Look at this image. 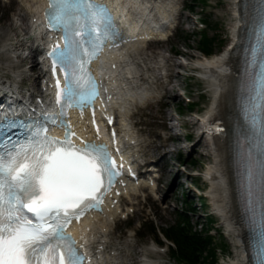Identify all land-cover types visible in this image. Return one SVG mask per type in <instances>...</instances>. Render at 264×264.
I'll use <instances>...</instances> for the list:
<instances>
[{"label": "snow or ice", "instance_id": "snow-or-ice-1", "mask_svg": "<svg viewBox=\"0 0 264 264\" xmlns=\"http://www.w3.org/2000/svg\"><path fill=\"white\" fill-rule=\"evenodd\" d=\"M253 44L241 109L247 128L241 153L245 203L254 244L264 264V0H254ZM47 26L62 32L48 55L53 70L64 73L57 85L61 114L70 107L83 111L99 95V82L90 65L108 41L123 42L112 10L102 0H49ZM0 120V128L11 127ZM52 123L54 116H48ZM47 135V122L19 124L11 137L0 132V264H86L90 257L66 229L92 208L120 173L107 143ZM97 133L99 128L97 127Z\"/></svg>", "mask_w": 264, "mask_h": 264}, {"label": "rangeland", "instance_id": "rangeland-1", "mask_svg": "<svg viewBox=\"0 0 264 264\" xmlns=\"http://www.w3.org/2000/svg\"><path fill=\"white\" fill-rule=\"evenodd\" d=\"M23 3L24 0H0V74L14 80L16 84L24 85L25 89L37 90V82L28 77L30 63L17 61L18 58L1 51L2 48L4 50L3 44L15 41V36L20 32L17 24L20 22V16L24 14ZM180 8L181 15L176 18L172 28L175 35L170 37L169 41L152 42L142 47L144 56L142 60H145L143 64L148 66L150 60V64L155 67L154 59L160 56L164 64L169 66L172 72L170 79L172 78L174 82L171 84L166 78L160 80L164 72L154 70L153 74L159 75L158 94L139 109L133 121L139 123L140 139L146 147V152L150 154L151 161L164 154L167 146L174 147L169 136L176 135L172 126L178 127V122L180 127L185 129H182L183 134L184 132L186 135L191 134L193 140L183 149L184 163H180L176 153H168L161 161L163 167H167V170L161 172L164 178L160 182L163 192L152 191L150 194L149 191H140L137 197L130 198L129 208L126 209L130 213L129 218L123 220L122 215L115 224L112 222L111 228L113 226L115 234L110 235V242L116 250L110 248V257L115 256L113 260L121 264H142L141 261L147 259L146 252L151 254L153 264H174L167 247H162L163 251L152 249L156 236L150 232V223L159 228L174 223L178 219V213L187 208L186 200L190 203H194L195 200L193 205L195 211L189 212L192 224L206 223L207 227L210 224L214 225L215 229L218 228L219 231H213L215 235L212 247L218 248L219 264L232 261L236 254L233 237L224 219L217 215L218 210L214 208L212 199H205L202 205H198L195 198L197 190L193 188L187 191L181 185L195 183L207 188L206 193L211 194L207 172L215 163L214 147L209 137L203 133L202 118L212 105L214 91L202 75L205 70L199 65L206 57L200 50L201 37L208 33L214 39L212 55L224 52L234 38L233 32L237 22L236 5L234 0H182ZM200 18L206 19L209 23V29L202 35L199 34L200 31H196L199 26L202 27L198 24ZM168 88H173L176 95L174 93L166 95L165 100L168 102H163L161 96L166 94ZM186 89L190 90L189 95L184 92ZM191 101L195 104L186 105ZM184 104L185 108H181ZM181 114L184 116L181 117ZM206 213L214 216L208 219ZM211 221L214 224H211ZM142 222L145 224L141 227ZM201 227L198 225L195 228L202 231ZM204 231L203 233H206ZM199 264L207 262L202 261Z\"/></svg>", "mask_w": 264, "mask_h": 264}, {"label": "bare ground", "instance_id": "bare-ground-1", "mask_svg": "<svg viewBox=\"0 0 264 264\" xmlns=\"http://www.w3.org/2000/svg\"><path fill=\"white\" fill-rule=\"evenodd\" d=\"M40 1L41 0H25L24 14L20 16V23L18 24L19 28H27L29 23V15L35 13ZM242 1L243 0H234L237 11V22L233 32L234 38L230 46L220 54L206 56L199 63L200 67L206 71L205 73L208 78V82L214 91L212 105L202 118V128L207 135H211L212 145L214 147L215 163L210 166L207 172L211 186L210 197L213 200L215 206L221 209V217L224 219L223 221L225 225L228 226L230 234L233 237V243L236 245L235 257L232 259V261L225 264H250L249 255L245 244L246 234L243 222V213L241 210L240 198L235 179L236 142L240 136L237 131L242 128L243 124L242 115L239 108V100L241 96L240 87L243 80V71L240 69L239 61L235 55V43L239 42L244 25L241 18V11L243 10ZM129 5H132L135 8L139 7L140 10H142L139 11L141 14L143 11L151 12L150 9L144 7V4H142L140 0H129ZM174 8L175 7L171 6L172 10ZM158 10L164 11L165 14H169L170 12V8L165 5L160 6ZM31 18L33 24V22H35V14ZM34 26L35 28L37 27L39 29V26H36V23L34 24ZM27 35H24L22 39L23 42L26 41V44L28 41ZM151 43L152 42H150L149 44ZM13 46H15V44L10 43L9 45H6V48L9 49V47L11 48ZM129 48L130 45H128L127 47H125V45L119 46L114 50H110L107 48V51L103 54L102 58L105 63H118L119 67L117 69H112L113 72L121 73V67L123 61H125L128 57ZM30 49V53L23 56L21 58V61L30 63L29 69L32 72L28 77L38 82L42 71L40 70L39 62L35 58L36 51L31 47ZM11 85L12 83L5 79L4 75L0 74V91L5 89L6 87H11ZM108 87L111 88L112 93L110 94L108 102L103 103L105 112H111L114 108L121 107L122 105L128 106L130 104L131 98H133V95L135 93H145L144 89L141 88V91H137V85L133 84L132 82H127L124 79H115V83L114 81H111ZM173 93V88L168 89L167 96L172 95ZM174 95L176 94L174 93ZM165 101L168 102V100L163 99V102ZM81 117L86 119L84 114H82ZM99 117H101V113L99 114ZM122 119L125 122L124 124H129L127 117H123ZM215 123H219L225 126L227 128L225 130L227 134L223 133L222 131H211V128ZM131 132L130 130L128 132L130 139L137 142L138 140L136 139V136L134 135L132 129ZM131 151H134L133 148H131ZM149 180L150 179H146L144 181V184H146V182H148ZM139 182L140 180H137L136 182L132 181L130 187L128 185L122 186V189L125 191L124 193L129 195V190L132 189V191L134 190L135 194H137L138 190H136V184H138ZM155 190L158 193L163 192L160 184H158ZM113 211L114 209L100 215V217H105V219H103L101 222L100 229L98 225L99 220H96L98 216H95L94 221L92 220L90 224L89 222H86V226H92L93 231L90 236L91 238H94L98 235L100 236V232L107 231L106 235H110L111 233L115 234V230L112 231L110 229L109 221L106 218V216L110 215ZM101 235L104 237L105 233H101ZM98 245L100 247L106 246V248H109V243L105 241L100 242ZM143 262L146 261L143 260Z\"/></svg>", "mask_w": 264, "mask_h": 264}, {"label": "trees", "instance_id": "trees-1", "mask_svg": "<svg viewBox=\"0 0 264 264\" xmlns=\"http://www.w3.org/2000/svg\"><path fill=\"white\" fill-rule=\"evenodd\" d=\"M201 42V48L205 52H214V42L209 35H204ZM151 232L158 235V230L153 224ZM161 232L173 243L170 251L174 264H199L202 261L207 264H219L218 248L212 247L213 237L207 229L206 233L194 229L187 214L179 212L178 219L162 227Z\"/></svg>", "mask_w": 264, "mask_h": 264}]
</instances>
